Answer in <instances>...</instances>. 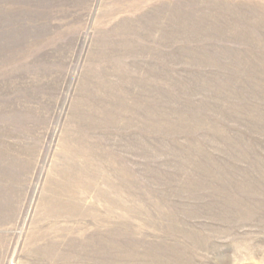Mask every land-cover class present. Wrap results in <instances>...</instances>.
Here are the masks:
<instances>
[{
    "label": "rangeland",
    "instance_id": "rangeland-1",
    "mask_svg": "<svg viewBox=\"0 0 264 264\" xmlns=\"http://www.w3.org/2000/svg\"><path fill=\"white\" fill-rule=\"evenodd\" d=\"M0 264H264V0H0Z\"/></svg>",
    "mask_w": 264,
    "mask_h": 264
}]
</instances>
